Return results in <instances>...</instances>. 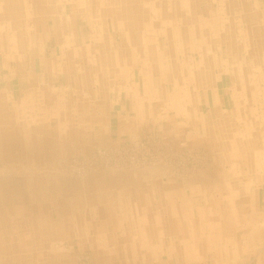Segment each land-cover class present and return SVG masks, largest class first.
Wrapping results in <instances>:
<instances>
[{
	"label": "rangeland",
	"instance_id": "1",
	"mask_svg": "<svg viewBox=\"0 0 264 264\" xmlns=\"http://www.w3.org/2000/svg\"><path fill=\"white\" fill-rule=\"evenodd\" d=\"M33 1L34 0L28 1V3L31 4L29 12L20 16L18 13V5L10 3L7 5L6 0H0V17H5L7 21L5 23H1L0 21V95L4 97V90L9 94V96L5 95V100L1 104L4 108L3 115L5 119L14 115L13 109L27 91L29 79H35L40 82L47 81L46 83L54 80L55 75L57 76L56 79H64L63 73L65 70H68L60 66L64 61L63 57L65 56V51L62 48V43L59 44L57 41L56 37L59 33L61 34L63 42L64 33L70 34V36H68V38H70L68 46H70L71 49L80 48L81 45H85H79L80 40L82 43L86 42L84 40V35L85 37L87 36V39L93 37V23L94 20L99 19L101 22L105 23L103 24L104 33L102 32L101 35L108 45H119L122 38H120L122 34L114 29L117 27L115 17L102 15L101 18H96L97 16L94 14L93 16L90 14H86L85 16L77 15L84 12V6L81 7L80 5L83 3L88 4V0H71L69 9L66 8L68 10L67 14H71V18H68V20L64 22H58L56 18L55 20H48L46 12H51L55 17L58 15L60 17L64 16L65 9L63 5L70 0H56V10L53 9V7L52 10H49V5L46 4V2L38 4ZM197 1L199 2H193V0H163L161 6L163 10L167 11L170 15L169 18L162 17L160 23L162 24L163 22V25L161 28L156 29L157 31L154 33H175V30L179 29H181L183 33H197L193 31V26L194 24H198L195 23V20L190 18L191 14L196 16L197 8H202V10L204 9L205 12L209 13L205 14L200 20V22H203L198 27V33L200 35H211L212 38V34H214L212 29L218 30L216 33L223 35L225 34L224 29L228 28L230 33L233 34V40L236 39L239 49L241 48V44H245L246 39L247 41L250 40L248 36L245 37L244 30L247 29V25L249 24L241 21L244 16L254 15L255 20L252 22V25L257 28L263 27L262 29H264L263 0H245L244 2L240 0ZM228 2H235L236 4L233 7H229L230 3ZM245 2L253 7L258 5L259 10L255 8L253 11L248 12L245 7L243 9ZM141 5L144 9L147 7V14H150L149 18H153L152 10L154 3H141ZM216 6L217 8H215ZM104 7L105 6H102L100 8ZM133 7H135V5H133ZM215 14H218V20L212 21V16H215ZM256 17H258V19H256ZM237 19L239 21H237ZM155 20H158V18ZM227 23H231L232 25H228ZM145 29H147L145 26L139 29L136 32V36L139 34H141L142 38L148 36L150 32ZM141 31L142 33H140ZM22 32H24L25 36L22 35ZM13 33L15 37L12 36ZM20 36L24 38V41L26 40L28 45H33L27 52L25 51V54L17 49L15 50L13 47L21 44ZM30 36L33 37L32 44L29 42L31 40ZM239 38L240 40H238ZM252 38L256 39L255 37ZM66 42L65 40V43ZM88 43V49L83 50H86L84 53L87 55V63L97 65L96 67L86 68L91 72V75L92 73L94 76L96 75L97 67L105 68L108 66V63L114 65L113 63L116 60H113V58L112 60L110 59L112 51L94 48L92 42L89 40ZM35 49H37V51H35ZM5 53H7V55H5ZM222 53L223 50L214 51L213 54L211 53V56L215 55L221 58ZM15 55L17 58L18 56L21 57V59L15 60ZM102 55L107 58L106 61ZM239 55H241V53L237 49L234 56L238 57ZM217 57L211 58L217 61ZM225 58H227V56ZM68 59L71 61L72 65L80 61V58L76 60L72 59L70 56ZM55 63H58V65H55ZM214 64L216 63L214 62ZM245 65L248 68L251 67L252 61H247ZM142 68V65L136 68V86L141 84L142 77L147 74L146 70ZM103 70L104 69L100 70V75L104 73ZM52 71L54 72L52 73ZM140 71L142 74H140ZM228 71L227 67L224 66L223 69L217 73L218 77H223L221 80H218L220 90H222L223 85L233 89L238 83L236 75L232 71ZM102 77H104V75ZM246 77V84L251 88H255L256 84L253 86V82L257 81L258 84L260 83L258 67L252 69V71L250 70ZM106 78L105 76L103 79L104 82L107 81ZM15 80L20 84L19 90L24 91V93L22 92V95L19 96V92L18 95L10 98V92L15 91L12 88V83ZM167 82L165 85H167ZM170 83L171 80L168 84ZM259 85L264 87V80L261 81ZM104 86L105 89H108L105 84ZM238 86L239 85H237V88H239ZM167 87L170 86L167 85ZM237 90L238 89H235L234 91ZM251 90L252 93H255L254 89ZM210 96L212 101V92ZM113 100L110 107L112 108L113 106L115 111L117 109L123 110L122 117L124 118L120 117L123 119L122 122L125 123L130 121V116L136 107L135 101H132L130 98L128 99V97L124 95V92H120V96ZM230 104V108L234 107L233 101H231ZM111 108L108 110L105 120L110 140L98 144L104 146H90L85 150H83V148L72 153L64 152L63 154L61 152L63 155L59 153L58 157L52 155L55 150L51 149L50 152H46V148H40L43 146L42 142L34 146L32 151H30L31 146H28L29 151L33 152V154L47 156L45 158L42 156L41 167L37 168L35 166L17 164L19 162V155H25L27 150L22 144H18L17 135L15 133L2 130L0 126V264H264V256L262 255L264 251L263 190L259 191L260 196H258L259 194H256V192H254L255 195L252 194L253 201H255L256 205L255 207H257L255 212H251L249 209L244 213L239 212V208H237L239 206V200L241 201L243 199L237 198L231 200V198H228L224 193L225 182H223V178L227 175L232 174L233 177L230 178L231 183L229 184L227 182L226 184L228 186L232 185L231 187L237 190L241 189L239 186H245L251 183L249 179H247L248 184L246 181H241V174L244 173L245 166H240V164L237 165V161L235 160L223 161V158H221L223 152L216 155L218 157V162L214 163L211 160L212 153L209 147H204L200 143L204 137H196L195 139L197 142L195 141V143H192L191 140V144L190 140L185 144L180 142V148H176L171 140L168 139V141L165 142L162 135L163 132L159 131L158 128L156 129L150 122L145 123V126L143 124L144 128H137V131L134 128L129 129L123 127L116 116L110 117ZM204 109V106L200 107L201 116L205 119V123L202 122V124L209 125L214 119H212L210 114L205 112ZM144 114V111H139V115ZM31 115L32 113L28 114V116L33 117ZM111 120L114 123L116 122V124L112 125L113 122ZM6 124L7 123H4V126H6ZM44 124H48L49 129L52 126V122H44ZM44 124L42 125L41 123L40 128L42 126L45 128ZM137 125H140V123ZM112 129L116 130L114 134H112ZM202 141L206 142V140ZM51 172H54V175H58L61 178L64 177L73 180H83L85 178L91 190L94 188V182H92L93 175L97 173L108 172L115 175L129 174L131 176L134 172H139L141 178L140 182L160 179L159 183L155 184L153 188L161 191L162 198L159 199L157 197L155 199V204H161L163 208L159 207L155 209L154 215L160 218L163 217V222H165L166 217L171 214H165L163 211H172V205L180 203V197L177 193L179 194L180 192L183 194L184 192L186 195L193 194L194 197L196 196V198L186 197L184 201L194 204V200L198 199L197 197L200 196L203 198L201 202H208V200L211 199V203L216 204V206L207 205L202 211L198 210L197 212L199 215H202L207 222L211 221V225L193 226L190 224V226L186 225L182 228H175L171 223L168 225L164 224L163 228H159L151 225H147L146 227V225L137 223L135 229H125L118 232L119 234L116 235H120V238L115 239L114 245L112 244L114 241H111L110 238L114 231L108 227L98 230H89L88 235L80 236L82 232H77V230H75V223L69 219L70 214L66 213L68 210H71V213L78 211L79 217L81 218L87 216L93 223L92 225L98 223H96L97 221L92 214H87L91 211L89 210L90 208H82L81 204H85L86 199H84L81 194L75 195L64 192V195H62L63 192H61V190L64 188V184H61L62 188H56L55 193L58 196L61 195L69 198H66L68 207L65 204V206L61 208L64 210L62 216L64 218L68 217L66 225L68 230L63 231L64 229H62V227L64 223L61 222V231L59 229L55 231L53 230L55 223L48 220L47 213L39 212L37 209L38 207H36L35 211L34 205L38 206L39 203L41 204V201L38 200L37 197H32V191L36 188H39L38 193L41 199L42 197L44 198L43 193L44 195H51L54 190L51 191L53 187H48L49 183L46 185H42L41 182L38 183L40 185L36 184V182H38L37 180L43 181L42 179L44 178L48 180L47 178L50 177ZM256 172H258V169H256ZM139 176L137 174V177ZM134 177L135 175L129 178L137 182ZM140 182L138 185H144L145 183ZM257 186L258 183L254 182L251 189ZM168 192H172L171 198L167 196ZM63 201H66L65 197H63ZM136 202L142 203L138 205L137 209L143 210V200H136ZM227 204H231L232 206ZM126 205L127 204H124V206ZM99 208L104 209V207ZM235 208L237 212H231L234 214L233 217L235 220H232L231 223L238 220L241 222L235 225V227L229 228L224 224H226L227 221L230 222V220H227L229 215H231L228 211L230 209L236 210ZM156 210L161 211L163 214L158 213ZM85 211L87 212L86 214ZM202 212H204V214ZM216 215L219 216L217 219L215 217ZM75 216L77 217L78 215ZM145 216V213L141 212L136 218L142 220ZM247 217L248 222H242L244 221L243 218L246 219ZM254 218L257 220L260 219L258 222V226L260 227L259 231L263 230V236H261L260 240H254L248 235H245L247 236L246 238L243 237L245 231L243 228L245 224L247 225L249 222L253 223ZM217 221H219V223H224L222 224L223 227L216 226L215 222ZM216 229L221 233H225V235H229V239L231 236V240H240V238H244L246 243L240 245V249L236 247L237 245L236 243L234 244V242L231 246H228V244L225 245L222 240H216V236L214 235ZM64 234H67L66 236L69 237L67 239L63 238L62 235ZM77 237L82 238L79 239ZM98 237L105 239L106 242L111 244L108 245L106 242H101L102 247H100V239L95 244ZM49 238L56 241L54 242L56 243L54 246L50 245L51 243L48 244L47 241H50ZM109 249L113 251L110 252Z\"/></svg>",
	"mask_w": 264,
	"mask_h": 264
},
{
	"label": "bare ground",
	"instance_id": "2",
	"mask_svg": "<svg viewBox=\"0 0 264 264\" xmlns=\"http://www.w3.org/2000/svg\"><path fill=\"white\" fill-rule=\"evenodd\" d=\"M28 1L29 0H6V3L7 5H9V3L18 5V13L20 16H23L29 12L31 4H29ZM88 1V4L83 3L80 5L81 7L84 6V12L77 15L85 16L86 14H90L93 16L94 14L97 16L96 18H101L102 15L115 17L117 27L114 29L122 34L120 35V38H122L119 45H108L107 42L104 41L101 33H104L103 24L105 23L101 22L99 19H96L97 21L94 20L92 30V33H94L93 37L87 39V36L85 37L84 35V40L86 42L82 43L80 40L79 45L85 44L84 46L81 45L80 48L71 49L70 46H68V42L70 40L68 36H70V34L64 33L66 36L62 34L64 37L63 42L61 34L59 33L56 38L59 44L62 43V48L65 51V56L63 57L64 61L60 66H63L68 70H65L63 74L65 77L64 81L65 83H68V85H71L72 88L78 90V92H76L73 96L70 93L65 94V96L62 93L59 95H48L45 90L39 91L37 85H33L36 81L35 79H29V91L24 93L22 96L23 98L19 100L20 102L17 103L13 109L14 115L9 116L8 119H5L3 115L4 108L1 105L5 100V95H7L6 91L4 97L3 95H0L1 129L7 132L15 133L17 135L18 144H22L27 150L25 155H19V162L17 164H21L23 166H35L36 168L41 167V156L33 154V152L30 151H32L34 146H37L41 142L42 145H44V148H48L54 144L57 145V138L59 137L55 128L49 134L51 139L44 136L42 138L39 133L41 131V123L43 125V121L50 119L52 121L55 119L57 122L56 125H58V130L61 129V127L74 126L81 120V117L78 116L79 111L88 115L87 125L88 130L90 131V143L93 142L92 146H104L98 145L102 144L99 142H101L104 133V131H102L104 128L103 120L96 117V108H88L86 102H81L83 100L77 93L87 94L89 96L88 103H96V98L100 102L99 95L103 94L105 97V101L102 102V104H104V109L109 103L107 101V95L104 91H111L112 86H115L116 83L127 81L129 77H131V80L134 82L132 84L135 85L137 78L131 71H134L135 68L142 65V69H145L147 74L142 77L141 84H139V86H135V90H133V92L131 90L132 100L135 101L136 105L134 112L131 115L132 117H130V119H132L131 125L136 128H142L143 124L145 126V123L147 122L152 123L156 129L158 128L159 131L163 132L162 135L164 141L167 142L168 139L171 140L172 144H175L176 148H180V142L185 144L190 140L191 144V140L192 143H195V141L197 142L195 139L196 137H204L202 140H206V142L201 140L200 143L204 147H209V150L212 153L211 160L214 163L218 162V157L216 155L223 152V154H221L223 161L235 160L237 161V165L240 164V166H245L244 173L241 174V181H246L248 184L247 179H249L251 183L245 186H239L241 189L237 190L231 187L232 185L228 186L226 184L227 182L230 184V178L233 177L232 174L227 175L223 178V182H225L224 193L228 196V198H231V200L237 198L243 199L241 201L239 200V206L237 207L239 208V212L244 213L249 209L251 212H255L257 207H255L256 205L255 201H253L254 199L252 194H255L254 192L257 193L261 187L264 188V87L259 85L261 84V81L264 80L263 27L257 28L252 25V22L255 20L254 16H244L241 21L249 24L247 25V29L244 30V33L245 37L248 36L250 40L247 41L246 39L245 44H241V48L239 49L236 39L233 40V34L230 33L228 28L224 29L225 34L223 35L216 33L218 30L216 31L215 29H212L214 33L212 34V38L211 35H200L198 33V27L203 23L200 22L201 18H203L205 14H209L208 12H205L204 9L202 10V8L196 9V16L193 14L190 16V18L195 20V23L198 24H194L193 26V31L197 33H183L179 28H177L179 30H175L176 32L174 31L175 33H154L157 31L156 29L161 28L163 25V22L162 24L160 23L162 21V17L169 18L170 15L167 11L163 10L161 6V2L163 0ZM240 1L244 2L245 0ZM33 2L38 4L46 2V4L49 5V10H52V7L56 10V0H34ZM151 2L154 3L152 10V15L154 17L150 19V14H147V7L144 9L141 3L151 4ZM193 2L199 1L193 0ZM59 3L62 4L61 2ZM228 3H230L229 7H233L236 4L235 2ZM70 4L71 0L63 5L65 9L64 16L60 17L58 15L55 17V15L51 12H46L48 20H55L56 18L58 22H64L68 20V18H71V14H67V9H69ZM244 4L243 9L245 7L248 11L252 10V5L247 2ZM133 5H135V7H133ZM102 6L105 7L100 8ZM215 8H217V6ZM217 15L218 14L212 16V21L218 20ZM156 18H158V20H155ZM256 19L258 18L256 17ZM0 21L1 23L7 22L5 17H0ZM237 21L239 20L237 19ZM227 24L230 25L231 23ZM143 26L147 28L145 30L150 32L149 35L145 38H142L141 34L136 36V32L143 28ZM62 29L66 30L64 28ZM22 33V35L25 36L24 32ZM140 33H142V31ZM12 36L15 37L14 33ZM30 37L31 40L29 42L32 44L33 37ZM252 37H255L256 39H253ZM20 38L21 44L13 47L15 50L17 49L25 54V51L27 52L33 45H28L22 36H20ZM65 40L67 41L66 43ZM88 40L92 42L94 48L96 47L101 50L112 51L110 59L112 60L113 58V60H116L113 63L114 65L108 63V66L105 68H95V76L93 73L91 75V72L86 69L87 67L97 66L87 63V55L84 53L86 50H83L88 49ZM238 40H240V38ZM237 49L241 53L238 57L234 56ZM221 50H223L221 58L215 55L211 56V53L213 54L214 51L216 52ZM5 55H7V53H5ZM69 56L76 60L77 58H80V61H77L78 63L72 65L71 61L68 59ZM102 56L106 61L107 58H105L104 55ZM226 56L227 58H225ZM211 57H217V61L216 59L213 60L214 58ZM14 58H16L15 60L21 59L19 56L17 58L16 55ZM249 60L252 61V65L248 68L245 63ZM214 62L216 64H214ZM55 65H58V63H55ZM224 66L227 67V71H232L236 75V80L238 82L237 85H239V88H237L236 85L233 89H228L231 99L234 102V107H228L226 109L221 108V110L219 108L220 112L217 113L214 121H212L209 125H203L202 122L205 123V120L202 118L199 111V105L201 102L200 91L209 89L215 85L217 73H219ZM256 67H258L260 73V83L258 84L257 81L253 80L254 82L252 85L254 86L256 84V86L255 88H251L248 84H246L245 79L247 78L246 76L249 71L256 69ZM102 69H104V73L100 75V70ZM53 72L54 71H52V73ZM140 74H142L141 71ZM103 75L104 77H107L106 82L103 80ZM56 77L57 76L55 75L54 80H56ZM170 80L171 83L168 84ZM166 82L170 87L165 85ZM104 84L108 87V89L104 88ZM235 89L238 90L234 91ZM251 89H254L255 93H252ZM80 90L83 91L80 92ZM111 93L112 91L110 92V95ZM14 96L15 95L12 94L10 98H13ZM66 96L69 98H66V101L62 103L61 97ZM139 111H144L145 114L139 115ZM31 113V116L33 117L28 116V114ZM4 123H7L6 126H4ZM138 123H140V125H137ZM63 144L64 143H61L59 146L63 147ZM28 146H31L30 151ZM256 169H258V172H256ZM50 174V177L47 178L48 180H45L46 178L42 179L43 181L37 180L38 182H36V184L40 185L38 183L41 182L42 185H46L49 183L48 187H53L51 191L54 190L51 195H44L43 193L44 198L42 197L41 199V196L38 193L39 188L32 191V197H37L38 200L41 201V204L39 203L38 206L34 205L35 211L36 207H38L37 209L39 212L47 213L48 220L55 223L53 230L56 231V229H59L61 231V222L64 223V226L62 227V229H64L63 231L68 230V227L66 226L68 217L64 218L62 216L64 210L61 208H63L65 204L67 205V199L69 198L61 195L58 196L55 193L56 188H62L61 184H64V188L61 190V192H63L62 195H64V192L75 195L81 194V196L86 199V203L81 204L82 208L86 207L91 210L89 213L85 211V214H92L97 221L96 223H98L92 225L93 223L87 216H85V214V217L81 218L79 217L78 211L71 213V210H68L66 213L70 214L69 219L76 224H74L75 230H77V232H82L80 236H86L88 235L89 230H98L108 227L114 231L113 235L110 237L111 241H114L112 244L115 243V239L120 238V235H116L119 234L118 232L125 229H135L137 223L146 225V227L147 225H151L159 228H163L164 224L168 225L171 223L175 228H182L186 225L190 226V224L193 226L211 225V221L207 222L206 219L197 212L198 210L202 211V209L207 205L216 206L215 203H211V199L208 200V202H201L203 201V198L200 196L197 197L199 200H194V204L192 202L184 201L186 197L196 198V196L194 197L193 194L186 195L184 192L181 194L179 192L177 195L180 197V203L172 205L173 210L170 212L163 211L165 214L171 213L166 217L165 222H163V217L160 218L154 215L155 209L159 207L163 208L161 204H155V199L157 197L161 199L162 193L160 190L158 191L153 188L155 184L159 183L160 179L155 181H143L145 182L144 185H138L141 179L139 172H134L131 176L129 174L115 175L108 172H102L93 175L94 177L92 178V182H94V188L91 190L89 189L87 185L88 181L85 178L83 180H73L64 177L61 178L58 175H54V172H51ZM137 174L139 177H137ZM134 175L137 182L132 178H129ZM254 182H257L258 186L252 188V191L251 186ZM167 196L171 198L172 192H168ZM63 197H65L66 201H63ZM136 200H143V210L137 209L138 205L142 203H138ZM124 204L127 205L124 206ZM227 205L232 206L231 204ZM99 207H104V209ZM156 211L163 214L159 210ZM233 211L237 212V209H230L228 213L231 215L227 214L229 215L227 220H230V222L227 221L226 224H224L217 221L215 222V225L223 227L222 224H224L229 228L238 225L241 222H239V220L231 223L232 220H235L233 217L234 214L231 213ZM141 212H144L146 216L142 218V220H139L136 217ZM202 213L204 214V212ZM75 215L78 216L76 217ZM215 217L217 219L219 216L216 215ZM243 219L244 221L242 222H248V217ZM259 221L260 219L257 220L254 218L253 223L249 222L247 225L245 224L243 228V230H245L243 233L244 238L247 237L245 235H248L254 240L261 239V236H263V230L259 231ZM66 235L67 234L62 235L63 238L67 239L69 237ZM214 235L216 236V240H222L225 245L228 244V246H231L233 242L234 244L236 243V247H238V249L241 248L240 245H244L246 243L244 238H240V240H231V236L229 239V235L219 232L218 229H216ZM77 238L81 239L82 237ZM49 239L50 241H47L48 244L51 243L50 245L54 246V244H56L54 242L56 241H53L51 238ZM99 239L100 247H102L101 242L106 241L105 239L98 237L95 244ZM106 244L110 245L111 243L106 242ZM109 251L112 252L113 250L109 249ZM262 255L264 256V251L262 252Z\"/></svg>",
	"mask_w": 264,
	"mask_h": 264
},
{
	"label": "crops",
	"instance_id": "3",
	"mask_svg": "<svg viewBox=\"0 0 264 264\" xmlns=\"http://www.w3.org/2000/svg\"><path fill=\"white\" fill-rule=\"evenodd\" d=\"M262 2H263L262 4H263V7H264V0ZM255 8H257V10H259L258 9V5H256V7H252L251 11H253ZM250 16L253 17L254 15H250ZM17 33H19V32H17ZM33 36H34V34H33ZM35 51H37V49H35ZM131 72L136 77V75H135L136 68H135L134 71H131ZM222 78H223L222 76H220V77L217 76V79L215 80L216 83H215L214 86H212L211 88L203 90V91L200 92L201 93L200 94V101L201 102H200V106H199V111H200V107L204 106L205 107L204 111L208 112L212 119H215L216 116H217V113L220 112L219 108L221 110V108L226 109L228 107H231L230 103H231L232 99H231V95H230V93L228 91L229 86L227 88L226 86L223 85L222 86V90H220V88H219L218 80H221ZM64 80H65V77H64V79L58 78L56 80H51L49 82L50 84L46 83L47 81L40 82V81L36 80L33 83V85L36 84L39 91L45 90L48 93V95H51V94L52 95L53 94L59 95L60 93H62L65 96V94H67V93L69 94L70 93L73 96L74 94H76V92H78V90H76L75 88H72V86L68 85V83H65ZM15 81H16V83H15ZM15 81H13V83H12V88L15 91L14 92H10V96H12V94L18 95L19 92H20L19 96H21L22 92L24 93V91L19 90L20 84H19V82L17 80H15ZM135 82H136V80H135ZM132 83H134V82L131 80V77H129L127 81H125V82L122 81V82L116 83L115 86H112L111 95H110V92H111L110 90L104 91L106 93V95H107V101L109 102L108 106H106L104 109H103L104 104H102V102L105 101V97L103 96V94L99 95V100H100L101 103L97 100V98L95 99L96 103H88V101H89L88 97L89 96L87 94L77 93V94H79V96L83 100L81 102H84V103L86 102V105H88V108H90V107L96 108L97 109L96 117L97 118H101L103 120L104 128L102 129V131H104V133H103V137L101 139V142H99V143H104V142H107L108 140H110L109 137H108V128H107V125L105 123V120L107 118L108 110H110V108H111L110 107L111 103L114 101L113 99L114 98H118L120 96V92H124V95L126 97H128V99L129 98L132 99L131 90H132V92H133V90H135V86H136L137 82L135 83V85H133ZM27 88H28L27 91H29L28 83H27ZM5 91L6 90H4L3 92H5ZM81 91H83V90H80V92ZM211 92H212V101H211V96H210ZM6 94H7V96H9L7 91H6ZM61 98H62L61 100H62V103H63V102L66 101V98H69V97L66 96V97H61ZM115 104H117V103H115ZM87 110H90V109H87ZM112 112H113V114H112ZM200 113H201V111H200ZM122 114H123V110L122 109H119V110L117 109L115 111L114 107L112 106V108H111V116L110 117L112 118V117L116 116L117 120L118 119L120 120V122L122 123L123 127H127L129 129L130 128H134L137 131V128L134 127L133 125H131L132 119H130V121L125 122V125H124V122H122L123 119H121V118H124V117H122ZM78 116L81 117V120H80V122L78 124H76L74 126H69V127H67V126L66 127H61V129H59V130H58V125H56L57 122H56L55 119L52 120V121H51V119L43 121V124H44V122H49V123L52 122V126H51L50 129H49L48 124H46V125L44 124L45 128H44V126L41 127V131L39 133L41 134L42 138L44 136L46 138L48 137V138L51 139V136L49 134L55 128H56L57 134H59V137L57 138L58 144L57 145L54 144L53 146H49L48 148H46V150H45L46 152H48V151L50 152L51 149L55 150V152L52 155H54L55 157H58V154L59 153L61 154V152L63 154H64V152L72 153L74 151H79L80 149H83V148H84L83 150H85V149H87V148H89L90 146L93 145V142L90 143L91 139H89L90 131L88 130V125H87L88 124L87 123L88 115L87 114H83V113H81L79 111ZM130 117H132V116H130ZM48 118H51V117H48ZM212 121H214V120H212ZM113 124H116V122L115 123L113 122L112 125ZM114 131H116V130L112 129V134H114ZM61 143H64L63 147L59 146ZM40 148H44V145L42 147H40ZM63 154H61V155H63ZM40 156H41V158H42V156H43V158L47 157L46 155H40ZM260 190H263V192H264V188L261 187ZM259 191L257 192L258 194H259ZM262 194H264V193H262ZM258 196H260V194ZM260 211H262V210H260Z\"/></svg>",
	"mask_w": 264,
	"mask_h": 264
}]
</instances>
